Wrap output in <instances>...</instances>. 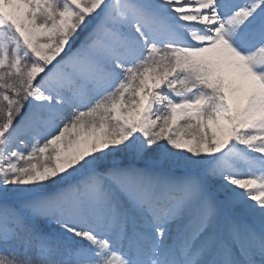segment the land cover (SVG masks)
<instances>
[{
    "label": "snow or ice",
    "instance_id": "snow-or-ice-1",
    "mask_svg": "<svg viewBox=\"0 0 264 264\" xmlns=\"http://www.w3.org/2000/svg\"><path fill=\"white\" fill-rule=\"evenodd\" d=\"M0 264H264V0H0Z\"/></svg>",
    "mask_w": 264,
    "mask_h": 264
}]
</instances>
